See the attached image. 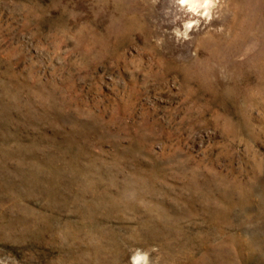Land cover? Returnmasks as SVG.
Masks as SVG:
<instances>
[{
    "label": "rangeland",
    "instance_id": "rangeland-1",
    "mask_svg": "<svg viewBox=\"0 0 264 264\" xmlns=\"http://www.w3.org/2000/svg\"><path fill=\"white\" fill-rule=\"evenodd\" d=\"M186 19L0 0V264H264V0Z\"/></svg>",
    "mask_w": 264,
    "mask_h": 264
},
{
    "label": "clouds",
    "instance_id": "clouds-1",
    "mask_svg": "<svg viewBox=\"0 0 264 264\" xmlns=\"http://www.w3.org/2000/svg\"><path fill=\"white\" fill-rule=\"evenodd\" d=\"M171 2L177 12L187 17L181 28L173 29L176 40L179 42L190 39L191 31L199 24L201 18H206L209 21L212 19V12L220 3V0H171ZM176 19L180 20L181 17L178 15ZM157 43H160V41H157ZM155 251V248L151 249V252ZM151 252L140 248L135 249L129 257V264H153Z\"/></svg>",
    "mask_w": 264,
    "mask_h": 264
},
{
    "label": "bare ground",
    "instance_id": "bare-ground-1",
    "mask_svg": "<svg viewBox=\"0 0 264 264\" xmlns=\"http://www.w3.org/2000/svg\"><path fill=\"white\" fill-rule=\"evenodd\" d=\"M215 9H216V8H215ZM215 9H214V10H215ZM214 10H213V11H214Z\"/></svg>",
    "mask_w": 264,
    "mask_h": 264
}]
</instances>
